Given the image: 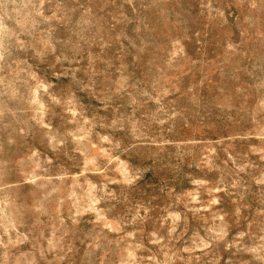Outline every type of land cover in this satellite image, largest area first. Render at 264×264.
I'll use <instances>...</instances> for the list:
<instances>
[{
    "label": "rangeland",
    "instance_id": "1",
    "mask_svg": "<svg viewBox=\"0 0 264 264\" xmlns=\"http://www.w3.org/2000/svg\"><path fill=\"white\" fill-rule=\"evenodd\" d=\"M0 264H264V0H0Z\"/></svg>",
    "mask_w": 264,
    "mask_h": 264
}]
</instances>
